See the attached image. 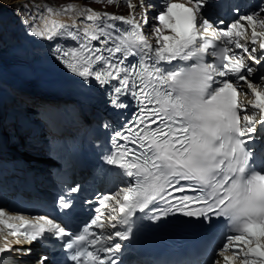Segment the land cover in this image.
Listing matches in <instances>:
<instances>
[{"label": "snow or ice", "instance_id": "1", "mask_svg": "<svg viewBox=\"0 0 264 264\" xmlns=\"http://www.w3.org/2000/svg\"><path fill=\"white\" fill-rule=\"evenodd\" d=\"M119 2L127 3L128 16L85 6L78 12L83 27L75 21L49 22L43 14L38 17L44 20L42 28L23 22L34 36L63 41L56 43L53 55L68 71L111 85L112 107H128L122 96L137 106L114 131V151L103 157L128 178L126 186L98 198L100 207L82 228L73 230L49 215L34 220L20 216L19 225L0 219V224L29 245L48 237L63 241L73 264H118L122 243L116 238H130L131 218L138 211L150 210L152 220L173 211L209 222L213 216L226 217L230 234H223L216 264H264V169L255 167L256 154L249 146L257 123L264 128V75L253 82L254 69L248 63L261 64L256 53L264 51V31L257 26L264 29V9L226 23L206 18L205 0H189V5L175 0ZM75 8L68 4L45 11L55 16ZM137 8L142 11L137 13ZM22 9L30 11L27 4ZM149 9L157 13L151 22ZM147 27L152 29L149 34ZM249 93L254 99L241 98ZM159 203L165 207H156ZM57 207L73 216L74 206L64 195ZM4 215L0 207V218ZM118 225L128 227L116 230ZM12 250L31 251L20 239L16 245H0V253ZM228 251L232 254L225 255ZM41 264H47V257Z\"/></svg>", "mask_w": 264, "mask_h": 264}, {"label": "bare ground", "instance_id": "2", "mask_svg": "<svg viewBox=\"0 0 264 264\" xmlns=\"http://www.w3.org/2000/svg\"><path fill=\"white\" fill-rule=\"evenodd\" d=\"M14 0H0V27L5 25V26H10L13 28L14 32H17V35L20 37L21 42H23L24 44H30L31 48H33L34 50H40L43 53H48L49 49L47 48L46 44H49L51 41L38 37V36H34L30 29L29 26L27 24H25L23 22V20L27 19L29 20L34 26H37L38 28H42L44 26V20L42 19H38V17H40L42 14L47 16L49 19V22L51 19H55L58 22H63V23H72L73 21H75L78 25H80L81 27H83L84 25L81 24V20L79 21V19H81L78 15V12L83 10L79 9L81 5V3H77L74 4L76 6L75 9L73 10H69L71 13L72 11L76 13L75 14H70L67 15L65 14V11H60L58 14H56L55 16H50L49 14L46 13V11H43L41 8L37 7L34 10H31L29 13H25L24 16H10L9 13V8H11V5L14 4ZM135 3V2H133ZM55 10V8H53ZM79 9V10H78ZM96 9L98 11H102L100 8H93ZM111 13V12H109ZM85 23H87L85 21ZM120 23V22H117ZM7 31H3L2 34H5ZM165 34H171L170 30H166ZM173 63H182V62H173ZM52 63H50L49 61L46 62V66H51ZM10 70L12 72H9V74L11 75H19V72H22V69L18 68L17 63L14 64ZM63 84L59 83L56 84V87H62ZM249 98V94L247 96H243L242 95V99L248 100ZM30 102H33V104H36L35 100H31L29 99ZM30 111V110H29ZM69 117V115H68ZM43 138V137H42ZM39 139V140H31L28 144L29 147L31 148V151H34L33 149H35V152L37 153H41L44 151V149L46 148V142H49V139L44 138V139ZM1 148V147H0ZM10 150V149H8ZM8 153L9 151L7 150H0V155L4 156V157H8ZM43 156L39 157V159H42ZM9 158V157H8ZM44 158V157H43ZM37 158H33V160L31 161V165H30V170L34 171L37 175H39V166L37 165V163H43L44 162H40ZM10 163L7 162L5 164V167H8ZM4 169L3 164H0V172H2ZM25 249L30 248L31 250L34 249V246L32 245H27L24 246ZM12 253L15 254H20L19 252L12 250ZM41 254L42 252H38V254ZM36 254V253H35ZM39 256V255H38ZM38 260V259H37ZM16 262H18L17 264H33L31 262H29V257H18V259L16 260Z\"/></svg>", "mask_w": 264, "mask_h": 264}, {"label": "rangeland", "instance_id": "3", "mask_svg": "<svg viewBox=\"0 0 264 264\" xmlns=\"http://www.w3.org/2000/svg\"><path fill=\"white\" fill-rule=\"evenodd\" d=\"M47 1V2H46ZM14 4L11 5V8H9V15L14 17V16H24L25 13H29L31 10L36 9L37 7L41 8L43 11H45L48 7H52L55 9H62L63 7H65L68 4H77V3H81L82 6H80L79 9H82L85 6H90L91 8H100L102 11H107L111 10L109 12L111 13H116V14H120L122 11L121 9L126 12L125 15L128 16L129 15V8L127 6V3L125 2H119V0H116V2L112 3V4H108L106 2V0H103V2H100V0H14ZM132 2L137 3L138 0H132ZM47 3H49L50 5H48ZM29 5L30 11H24L22 9V5ZM32 5H36L35 8H32ZM78 9V10H79ZM117 9V10H116ZM113 10V11H112ZM152 9H149L148 11H151ZM137 13L141 12L142 9L137 8ZM70 11H66L65 14L70 15V14H75V12H71L68 13ZM122 15V14H121ZM157 15V13L153 14L152 12H149V16H155ZM81 19H79L80 21ZM151 22V20H150ZM149 29V33H151L152 29L151 27H148ZM261 31V30H259ZM151 37L155 40L154 35H151ZM40 105V104H39ZM40 107V106H39ZM40 111V110H39ZM42 111V110H41ZM41 112H39L40 115ZM69 115V113H68ZM67 118L69 119V117L67 116ZM40 161V160H39ZM40 162H43L42 160ZM32 245V244H31ZM34 246V245H32ZM44 254V253H41ZM40 253L38 254V252H36V254H34V259H39V256L41 255ZM39 255V256H38Z\"/></svg>", "mask_w": 264, "mask_h": 264}]
</instances>
